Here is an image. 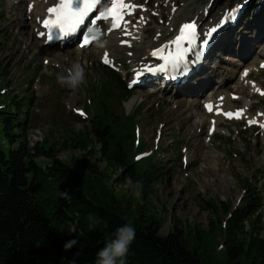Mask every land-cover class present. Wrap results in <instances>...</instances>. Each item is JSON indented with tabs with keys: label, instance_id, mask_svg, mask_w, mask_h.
Here are the masks:
<instances>
[{
	"label": "rangeland",
	"instance_id": "obj_1",
	"mask_svg": "<svg viewBox=\"0 0 264 264\" xmlns=\"http://www.w3.org/2000/svg\"><path fill=\"white\" fill-rule=\"evenodd\" d=\"M16 1L9 4V0H0V71L5 67L8 75L2 76L0 72V104H4L6 110H12L15 108L11 104L12 95L18 99L24 98L22 112L23 116L29 112L31 149L34 150L36 143L48 139L57 143L58 158L69 161L73 155L79 156L82 151L75 149L66 139L73 135L74 130L82 131L86 125L91 126L93 112L90 110L95 104L93 98L106 79L98 65L103 64L101 59L104 57H100L98 48H95L96 45H102L105 39L102 37L87 48L56 47L62 53L67 52L68 56L62 58V62H55L50 56L56 48L40 46V40L32 33L34 24L30 15H24L33 0ZM244 1L131 0L134 7L132 13L128 14L129 20L137 27L145 21L144 37L138 43L142 51H134L133 56L126 53L115 55L108 68L119 70L128 85L135 69L145 64L149 44L158 39V32L167 30L158 39L159 43L169 41L179 25L196 20L197 13L201 19L197 21L206 25L218 18L224 10L233 9ZM253 1L257 8L251 12L249 20L244 19L231 28L232 33L222 35L206 61L208 69L203 68L199 78H206L205 83L210 82V87L228 80L225 89L238 94L250 91L249 84L241 87L239 72L249 65L252 58L258 60L256 46L264 42V7L259 16L261 2L251 0V3ZM35 2V8H38L43 0ZM238 51L244 54L241 62L245 65H239L236 73L231 74L239 59L235 58V55H239ZM72 62H79L85 70V83L75 91L62 87L56 80V73L66 74ZM8 79L10 84L6 85ZM250 79L264 83V70L253 71ZM203 82L201 80L195 85L190 83L179 91L163 88L160 83L153 88H135L131 90L130 99L121 103L122 107L114 103L116 112L123 108L127 114L140 102L143 106L133 113V127H127L134 134L127 142V148L136 160V171L142 173L148 170L154 174L161 165L164 170L152 176L149 194L146 199H141V189L133 191L125 187L124 181L112 182L113 175L121 174L123 170L119 169L113 174L108 167L111 180L107 192L110 197L115 196L119 200L123 216L130 223L142 224L146 223V219L159 220L162 222L160 233L166 235L177 221L187 246L193 250L198 249L205 264H228L226 251L219 247L226 244L222 233L217 230L216 237L208 236L206 244L200 247L197 226L207 228L209 222L216 219L213 210L207 209L209 201L230 202L231 207L236 209L249 197V188L244 178L252 179L264 199V126L259 123L249 125L248 119L244 117L226 120L218 129L209 132L208 124L201 123L200 119V99L206 98L208 89L203 88ZM153 89L152 97V94L147 93ZM195 93H198L196 98ZM31 95L34 100L29 105L28 97ZM186 95L190 96L188 102L194 100L197 104L191 107L188 116L177 107V101ZM237 103L249 104V113L255 114L264 109V95L255 93L249 100L241 97ZM82 113L91 115V118L83 119ZM14 147L6 139L0 120V149L9 154ZM146 151L154 153L143 156ZM39 161L44 165L49 163L44 158ZM104 164L102 161L100 166ZM129 195H135L131 206L127 204ZM260 212L264 233V205Z\"/></svg>",
	"mask_w": 264,
	"mask_h": 264
},
{
	"label": "trees",
	"instance_id": "obj_2",
	"mask_svg": "<svg viewBox=\"0 0 264 264\" xmlns=\"http://www.w3.org/2000/svg\"><path fill=\"white\" fill-rule=\"evenodd\" d=\"M253 8L243 20H249ZM98 65L106 79L93 98L92 118L87 116L91 118V126L74 130L66 139L82 151L69 161L58 158L57 143L48 139L31 149L29 112L26 116L22 112L24 98L12 95L11 104L15 105L12 110L0 104L6 139L16 146L9 154L0 149V264H72L73 261L94 264L98 249L123 223L131 224L136 230L126 264H205L202 253L187 246L177 221L166 235H161V221L146 219V223L132 224L123 216L119 200L109 196L108 167L113 174L123 170L112 176L114 184L128 176L138 181L136 188L142 190L141 199L149 194L152 176L164 168L158 166L154 174L148 170L136 171V162L127 148L134 134L127 127H133V113L143 108L142 103L129 114L123 108L116 112L114 103L122 107L121 103L130 99L132 91L120 73ZM1 73L8 76L5 67ZM9 84L8 79L6 85ZM33 100L32 95L28 97L29 105ZM40 158L49 163L42 164ZM102 161L105 164L100 166ZM244 182L249 197L236 209L230 202H208L207 209L213 210L216 219L207 228L197 226V241L202 247L206 238L216 237L219 230L226 243L221 250L226 251L228 264H264L260 212L264 199L252 179L244 178ZM60 192H67L71 199L61 197ZM134 201L135 195H129L127 204L131 206ZM90 214L95 218L93 222L88 219ZM72 238L77 239V244L66 251L63 245Z\"/></svg>",
	"mask_w": 264,
	"mask_h": 264
},
{
	"label": "bare ground",
	"instance_id": "obj_3",
	"mask_svg": "<svg viewBox=\"0 0 264 264\" xmlns=\"http://www.w3.org/2000/svg\"><path fill=\"white\" fill-rule=\"evenodd\" d=\"M23 1V0H21ZM57 0H43L42 4L38 5V8H35L36 6V2L35 0L31 1L30 3L33 4V9L28 10V6L24 12V15H30L29 18L32 19V23L33 25V29H32V33L35 37H38V35H40L41 32H45V28L41 25V20L44 18L47 8L48 6L52 5L53 3H55ZM11 2H16V0H9V4H11ZM125 4L129 5L128 12L132 13L133 11V4L131 2V0H125L124 1ZM263 4L264 2L260 3V7L258 10L259 16L261 15V10L263 9ZM15 9V8H14ZM36 10V11H35ZM105 11V7L102 6V8L99 10L97 15H100L101 12ZM258 13L256 14V16L258 15ZM256 17L257 18H259ZM196 20H201L198 13L197 15H195ZM218 21V18H214L212 21H210L209 23H207L206 25H201L200 30H199V35H203L204 33L207 32V28L211 25H213L214 23H216ZM145 21H143L141 23V25H139L138 27L135 26V24H132V22L130 20H128V18L122 23V25L120 26V28L118 29H113L112 28V22L110 19H104L103 17L97 21L98 25L101 26L104 31H105V36H104V43L102 45H99L97 47V45L95 46V48H98L99 50V54L100 57H105V58H113L115 55L121 54V53H126L130 56H133L134 51H140L141 50V45L139 46L138 43H141L143 37H144V27H143V23ZM174 24V22H173ZM231 29L227 31V29L224 30V32L218 37V39L211 44V47L209 49V53L208 56L206 58V61L208 60L210 54L212 53V51L215 50V47L217 46V42L219 41V38L222 35H226L227 32L230 33ZM167 30H162L160 32H158V34H156L158 36V39L161 38L164 34H166ZM164 33V34H163ZM224 35V36H225ZM158 39L156 41H152L149 44V49L147 51V55L148 58L145 62V64H143L142 66H145L147 64H151L153 63L151 60V53L154 50H157L159 47L160 48H165L168 46V40L167 41H162V42H158ZM221 42V41H220ZM219 42V43H220ZM41 45L43 46V39L40 40L39 42ZM159 43V44H158ZM218 43V44H219ZM93 45V43H92ZM90 45V46H92ZM89 46V47H90ZM77 47V46H76ZM48 48V47H47ZM56 48V47H55ZM142 51V50H141ZM238 51L239 55H235V58H239L237 59V63L235 68L233 69L231 74H235L237 69H239V65L244 66L245 64H243L242 59L244 58L242 55H244L242 52ZM52 56H50L52 58L53 61L55 62H62V58L68 56L66 55L67 52L62 53V50H60L59 48L54 49L52 52ZM256 54L258 57V60L252 58L251 62L249 63V65L244 66L243 68H241L240 72H239V80H241V87L244 88L245 84H249L250 87V91L248 90L247 94H243V92H241V94L238 93H234L233 91H229V89H225L228 80L225 81L223 84H216L215 86H211L210 82L205 83V81H207L206 78H197V82L203 80L204 82L202 83L203 88L207 89L206 90V98L204 100L200 99V104L201 102L205 101V100H211L214 102V108L212 109L211 112H206L204 110V108H202L201 112H200V119H201V123L206 122L208 124V130L212 131L215 129H218L221 123H224L225 121V116H224V112H227L228 110H243L242 115L248 119V121H253L255 123L260 122L263 126H264V109L263 110H259L257 113L255 114H251L249 113V110L251 108V106L249 104H242V105H238L237 101L239 100V98H245V100L251 99V97L254 96L255 93H263L264 94V86L262 82L259 81H253L250 78L253 75V71H259L260 68L259 66L262 64V62L264 61V42H261L258 46H256ZM229 58V57H227ZM51 60V59H49ZM235 61V59H233ZM206 61L204 63L203 68L204 69H208L206 68L207 66H205ZM123 69V68H122ZM141 71V68L138 67L135 69L134 71V77L135 75ZM201 75V74H200ZM199 75V77H200ZM133 77V78H134ZM196 79V77H195ZM145 83H147L148 86L152 87L155 86V84L160 83L162 85V87H166V88H171L173 90H175V87L177 86L178 91L181 89V87H187V85L181 84L177 82H174L172 80H164L159 78V76L157 77H148V79L145 81ZM199 84V83H198ZM199 86H197L198 88ZM184 94H189L186 92H183ZM148 95L152 94V97L154 96V89L151 90L150 92L147 93ZM262 94V95H263ZM198 95V93L194 94V97L196 98ZM190 96L186 95L184 98H182V100L177 101L178 105L177 107H179V111L181 110L185 115H189L191 107L193 106H197V104L194 102V100L188 102V99ZM177 104V103H176Z\"/></svg>",
	"mask_w": 264,
	"mask_h": 264
},
{
	"label": "snow or ice",
	"instance_id": "obj_4",
	"mask_svg": "<svg viewBox=\"0 0 264 264\" xmlns=\"http://www.w3.org/2000/svg\"><path fill=\"white\" fill-rule=\"evenodd\" d=\"M99 0H80V3L73 6V0H60V3L56 4L55 7H49L47 11L53 14L55 19L44 20V26L49 29V39L52 38L51 29L57 27L61 30V34L70 35L75 32L77 27L83 23L85 16L93 9L96 8ZM129 7V5L124 3V0H112L111 6L107 8L104 12L100 13V16L104 19H111L112 27H118L117 21L122 18V9ZM221 28V24H217L211 31L203 34L201 38V46L209 45V40L214 39L213 33H216L218 29ZM198 36L196 31V24L185 23L180 28V35H178L173 43L176 45V51L169 52L166 56H161L164 59L166 65H170L173 69L178 70L183 67L187 70L189 63H196V60H191L187 58V53L192 51L191 47L185 48L182 41H187L189 45L192 44L193 39ZM157 52H153L156 55ZM197 57L200 56V52L197 50ZM107 63V60H105ZM149 72L153 71L152 68L147 69ZM160 70V69H157ZM166 70V68H164ZM211 110V105H206ZM243 110H238L237 112H224L223 114L232 117L235 115L237 118L240 117V112Z\"/></svg>",
	"mask_w": 264,
	"mask_h": 264
},
{
	"label": "clouds",
	"instance_id": "obj_5",
	"mask_svg": "<svg viewBox=\"0 0 264 264\" xmlns=\"http://www.w3.org/2000/svg\"><path fill=\"white\" fill-rule=\"evenodd\" d=\"M56 80L62 87H67L73 91L77 90L85 83V70L79 62H72L71 66L66 69V74L56 73ZM125 187L135 191L138 181H134L132 177L125 178ZM138 194V193H136ZM61 197L71 199L67 192H60ZM90 222L94 221V216L89 215ZM89 227H92L90 223ZM136 237L135 228L129 223H123L117 226L110 239L104 242L103 247L96 252V260L94 264H126L129 249ZM77 244V239L67 240L63 247L67 251ZM72 264H75L73 261Z\"/></svg>",
	"mask_w": 264,
	"mask_h": 264
}]
</instances>
